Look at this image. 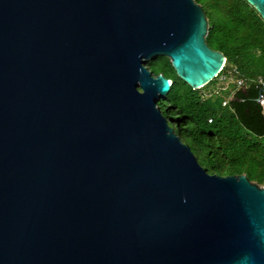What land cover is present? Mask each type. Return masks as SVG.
Listing matches in <instances>:
<instances>
[{"label":"water","instance_id":"water-1","mask_svg":"<svg viewBox=\"0 0 264 264\" xmlns=\"http://www.w3.org/2000/svg\"><path fill=\"white\" fill-rule=\"evenodd\" d=\"M209 29L197 0H0V264H264V186L200 164L147 66L203 88Z\"/></svg>","mask_w":264,"mask_h":264},{"label":"trees","instance_id":"trees-1","mask_svg":"<svg viewBox=\"0 0 264 264\" xmlns=\"http://www.w3.org/2000/svg\"><path fill=\"white\" fill-rule=\"evenodd\" d=\"M197 1L209 19L207 43L227 57L222 73L230 76L237 68L244 85L226 86L217 78L194 90L178 77L168 57L158 56L148 68L173 81L160 102L162 112L209 173H245L264 186V115L257 101L262 88L257 79H264V20L246 0Z\"/></svg>","mask_w":264,"mask_h":264},{"label":"built area","instance_id":"built-area-1","mask_svg":"<svg viewBox=\"0 0 264 264\" xmlns=\"http://www.w3.org/2000/svg\"><path fill=\"white\" fill-rule=\"evenodd\" d=\"M226 65V64H225ZM224 65V67H225ZM224 67L223 69L221 70V72L219 73V75L217 76V78H219V82L223 83V84H226L227 86V83L229 82H235L237 87L240 88L244 85V79L239 77V74H238V70L237 68H233L231 71H230V76H228L227 73H222L223 70H224ZM230 77V78H229ZM216 78V79H217ZM257 82L261 85V92L259 94V99H258V102L261 106V109H262V113L264 115V79L262 77H259L257 79ZM226 88V87H225ZM227 104V101H224L223 102V105H226ZM209 122H212V119L209 120Z\"/></svg>","mask_w":264,"mask_h":264},{"label":"rangeland","instance_id":"rangeland-1","mask_svg":"<svg viewBox=\"0 0 264 264\" xmlns=\"http://www.w3.org/2000/svg\"><path fill=\"white\" fill-rule=\"evenodd\" d=\"M160 102H161V101H160ZM200 159H201L202 162L205 161V154H204V153H201V154H200Z\"/></svg>","mask_w":264,"mask_h":264}]
</instances>
